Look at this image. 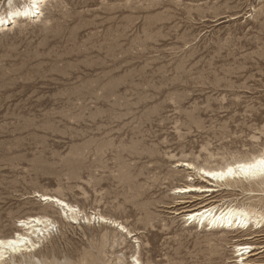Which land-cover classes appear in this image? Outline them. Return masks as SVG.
Returning <instances> with one entry per match:
<instances>
[{"label": "rangeland", "instance_id": "obj_1", "mask_svg": "<svg viewBox=\"0 0 264 264\" xmlns=\"http://www.w3.org/2000/svg\"><path fill=\"white\" fill-rule=\"evenodd\" d=\"M263 150L264 0H47L0 30V239L27 217L54 222L13 264H238L246 244L244 264H264V224L186 220L213 205L264 214V186L176 193L215 186L185 162Z\"/></svg>", "mask_w": 264, "mask_h": 264}, {"label": "bare ground", "instance_id": "obj_2", "mask_svg": "<svg viewBox=\"0 0 264 264\" xmlns=\"http://www.w3.org/2000/svg\"><path fill=\"white\" fill-rule=\"evenodd\" d=\"M46 1L47 0H21L22 3L20 5H16L15 0H10L8 4L9 11L0 14V30H4V28H7V26L10 27V25L15 24L18 19L31 20V18H40L42 6H44ZM262 159H264V150L260 154L255 155L250 159L236 161L234 163H229L224 167L215 169L203 167L197 168L192 163L185 162L183 163V167H185L187 171H196L197 174L202 177V179L205 178L210 182H214L213 184L215 186L213 188L209 186L186 185L181 188H176V193L186 194L192 193L194 191H199L201 193L216 192L217 190L224 187H238L239 184L242 186L247 185L250 189L264 186V175L260 174L258 168L245 173L241 171L240 167L241 165L246 167L250 164H256L257 161ZM230 168L232 169L231 174L228 172V169ZM251 191L255 190H250V192ZM40 197L42 201L53 203L55 207H58L62 211L64 216L70 217L74 221H76L78 216L81 214V211L78 208L70 205L58 197L50 195H41ZM96 217H94V219ZM97 219L101 222H109L102 216H99ZM186 220L190 221L191 223L195 222L203 227H208V229H246L247 231L251 228V226H255L256 229L262 228L264 224V214L263 212L260 213L254 210H248L233 205H229L224 208L213 205L190 211ZM53 225L54 222L47 216H31L19 220L18 227L20 230H18L13 235V237H4L0 239V264H13L18 261L19 255L23 256L25 252L34 251L37 247L34 238L36 237L39 239L40 236H45V234L50 231ZM119 227L121 226L119 225ZM122 228L125 230L124 227ZM23 232H26V234ZM127 233H129L128 230ZM236 248L237 249L235 251L238 254L237 258H241L239 262L242 264H244L245 261L249 259V256L253 255V252L255 251H253V245L248 244L238 245ZM8 260H10V262H8ZM133 262L134 264H141L138 257H134Z\"/></svg>", "mask_w": 264, "mask_h": 264}, {"label": "snow or ice", "instance_id": "obj_3", "mask_svg": "<svg viewBox=\"0 0 264 264\" xmlns=\"http://www.w3.org/2000/svg\"><path fill=\"white\" fill-rule=\"evenodd\" d=\"M240 167H241V171L245 172V173H248V172L258 168L260 174L264 175V159L257 161L256 164H250V165H248L246 167L241 165ZM228 172H229V174H231L232 169L231 168L228 169Z\"/></svg>", "mask_w": 264, "mask_h": 264}]
</instances>
